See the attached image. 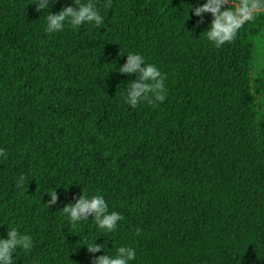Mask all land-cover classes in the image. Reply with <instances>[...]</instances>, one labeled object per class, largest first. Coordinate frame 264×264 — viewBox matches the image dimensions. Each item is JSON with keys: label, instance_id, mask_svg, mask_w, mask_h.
I'll return each instance as SVG.
<instances>
[{"label": "trees", "instance_id": "1", "mask_svg": "<svg viewBox=\"0 0 264 264\" xmlns=\"http://www.w3.org/2000/svg\"><path fill=\"white\" fill-rule=\"evenodd\" d=\"M34 2L0 0V237L33 239L15 264H90L95 235L131 264H264V16L214 48L197 0H97L100 26L52 34ZM127 51L165 75L162 102L124 101L136 74L110 68ZM81 191L121 213L116 231L68 222Z\"/></svg>", "mask_w": 264, "mask_h": 264}, {"label": "clouds", "instance_id": "2", "mask_svg": "<svg viewBox=\"0 0 264 264\" xmlns=\"http://www.w3.org/2000/svg\"><path fill=\"white\" fill-rule=\"evenodd\" d=\"M55 2V0H53ZM36 11L44 15V32L48 34L62 31L65 24L72 27L80 26L82 23H91L100 26L103 23V16L98 8L97 0H71V4L62 6L55 13L51 12L49 0H35ZM76 5L74 8L72 5ZM107 7L108 5H103ZM191 7L192 14L202 21L203 14L208 13L211 20L204 30V38L212 47L220 48L226 43L232 42L238 32L248 23L264 16V0H197L195 7ZM200 21H198L199 23ZM125 60L118 68L113 67L120 74L133 75L134 79L127 81L124 86V101L131 107H135L143 101L149 104L159 103L165 99L167 90L164 84L165 75L152 62H148L146 57L136 51H127ZM5 149L0 147V157L5 155ZM27 177L23 174L15 178V184L20 187ZM56 185V184H55ZM49 200L47 205L57 203L58 195L53 187L46 192ZM66 215L68 222L76 226L83 221H91L100 233H112L117 230L118 222L123 219L120 212L109 210L108 203L104 197L96 193L82 192L74 202L65 204L61 209ZM139 229H137V234ZM100 235H95L88 242L79 243L86 246L89 253L95 254L103 250V254L96 255L90 260V264H131L136 259V250L127 244L117 246L114 252L109 253L103 243H97L96 239ZM81 239H86L80 236ZM33 248V239L30 234L21 232L17 227H7L6 234L0 237V264H15L17 250H21L27 255ZM112 248V247H111Z\"/></svg>", "mask_w": 264, "mask_h": 264}, {"label": "rangeland", "instance_id": "3", "mask_svg": "<svg viewBox=\"0 0 264 264\" xmlns=\"http://www.w3.org/2000/svg\"><path fill=\"white\" fill-rule=\"evenodd\" d=\"M262 58H264V57L262 56Z\"/></svg>", "mask_w": 264, "mask_h": 264}]
</instances>
